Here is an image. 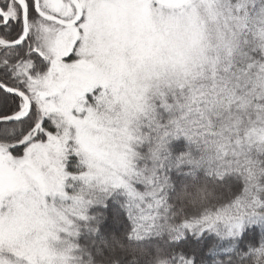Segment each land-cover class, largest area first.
Segmentation results:
<instances>
[{
    "label": "snow or ice",
    "instance_id": "snow-or-ice-1",
    "mask_svg": "<svg viewBox=\"0 0 264 264\" xmlns=\"http://www.w3.org/2000/svg\"><path fill=\"white\" fill-rule=\"evenodd\" d=\"M0 264H264V0H0Z\"/></svg>",
    "mask_w": 264,
    "mask_h": 264
}]
</instances>
